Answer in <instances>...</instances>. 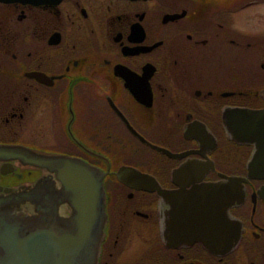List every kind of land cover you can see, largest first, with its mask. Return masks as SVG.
Instances as JSON below:
<instances>
[{"label":"flooded vegetation","instance_id":"af4514ba","mask_svg":"<svg viewBox=\"0 0 264 264\" xmlns=\"http://www.w3.org/2000/svg\"><path fill=\"white\" fill-rule=\"evenodd\" d=\"M247 108L264 110V0H0V145L102 171L95 264H264V114ZM61 186L0 158V196L46 200L21 203L31 230L72 213Z\"/></svg>","mask_w":264,"mask_h":264},{"label":"water","instance_id":"95a60500","mask_svg":"<svg viewBox=\"0 0 264 264\" xmlns=\"http://www.w3.org/2000/svg\"><path fill=\"white\" fill-rule=\"evenodd\" d=\"M246 121L254 122L264 110L246 109ZM243 129L234 130V134ZM245 137L253 140V130ZM0 158H20L25 162L46 166L55 172L62 186L59 200L65 201L72 208L69 216L59 217L56 206L52 211L54 230H31L32 221L37 218L24 202L45 203L38 201V192L20 190L5 197L0 196V264H95L102 227L105 220L103 173L86 161L67 155H40L28 148L17 145H0ZM254 157L250 164L253 168ZM127 166H121L123 171ZM37 187V186H36ZM221 194L220 183L213 185ZM197 193L192 192V195ZM205 201V200H204ZM37 209L41 216L47 217L49 204ZM202 230L194 233V238L206 245L216 244L206 239V224H192ZM200 226V227H199ZM41 244V246H40Z\"/></svg>","mask_w":264,"mask_h":264}]
</instances>
